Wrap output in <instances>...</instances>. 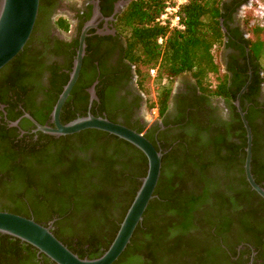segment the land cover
<instances>
[{
	"label": "trees",
	"instance_id": "1",
	"mask_svg": "<svg viewBox=\"0 0 264 264\" xmlns=\"http://www.w3.org/2000/svg\"><path fill=\"white\" fill-rule=\"evenodd\" d=\"M168 1L133 0L117 22L126 41L125 58L135 67L138 85L145 93L149 72L156 71L150 110L162 118L175 80L188 73L200 93L225 99L232 121L207 126L190 139L176 137L159 149L141 126L123 118L126 127L143 133L164 155L154 198L114 264L198 263L225 254L224 248L238 247L254 248L263 259L264 200L245 179L246 132L234 103L251 71L241 107L253 137L251 173L264 188L259 155L264 143L251 122L254 105L246 103L248 94L264 89V28L252 25L247 39L240 36L244 67L240 71L230 68L241 80L230 85L215 53L223 47L233 13L248 0H189L179 12L183 30L156 23ZM44 2L40 0L39 12ZM68 29L66 24L64 31ZM25 49L0 70V78L21 60ZM4 86L14 88L10 81ZM13 96L20 110L42 124L45 112L38 110L40 106L29 93ZM58 96L41 105L46 112L53 110ZM70 97L60 115L62 124L86 116L81 102L73 108ZM8 101L1 98L0 104ZM98 112L93 115L105 117L104 113L115 122L108 108ZM5 134L0 132V183L6 180L12 186L0 187V208L43 226L55 220L53 235L72 253L81 259L99 257L113 241L146 175V156L133 145L97 130L58 139L38 133L37 140L29 136L11 139L12 135ZM24 246L33 248L0 235V248L18 253ZM203 248H208L206 255L201 253Z\"/></svg>",
	"mask_w": 264,
	"mask_h": 264
},
{
	"label": "flooded vegetation",
	"instance_id": "2",
	"mask_svg": "<svg viewBox=\"0 0 264 264\" xmlns=\"http://www.w3.org/2000/svg\"><path fill=\"white\" fill-rule=\"evenodd\" d=\"M132 1L45 0L21 60L4 70L0 78V99L9 100L0 104V132L6 133L5 137L12 135L11 139H24L29 136L37 140L38 133H42L35 131L36 126L24 117L28 113L20 110L16 96H13L21 95L24 91L40 106L38 110L45 112L42 124L36 122L53 126V110L46 112L43 104L60 95L59 91L67 84L79 49L82 30L89 22H93V26L86 33L81 70L64 105L72 96L71 106L74 108L75 104L81 102V108L86 115L88 112L92 115L93 112L99 114L98 110L106 107L116 117V123L126 126L123 123V118H126L130 125L141 126L144 133H148L150 139L155 140L159 149L176 137L190 139L207 126L219 127L232 121L231 109L225 99L200 93L188 73L175 80L165 115L158 118L157 114V118L150 121L151 117H147L152 112L149 108L150 101L138 85L135 67L125 58L126 41L117 24L119 16ZM230 1L232 0H227V3ZM241 6L232 15L229 32L220 52L222 71L228 75L230 85L240 80L235 78L230 68L240 71L244 67L240 38L247 39V29L237 16ZM66 24L68 31H64ZM251 79L252 73L250 81ZM9 81L14 88L4 86ZM93 86L96 100L90 103V89ZM74 91L75 95L72 93ZM247 102V105H254L255 110L250 114L251 122L264 143V89L248 94ZM80 113L77 112L76 115ZM102 115L108 117L104 113ZM15 122L17 125L13 126ZM259 155L264 169V146ZM7 186H12L10 181L0 183V187ZM0 211L9 212L8 209L1 208ZM74 241L78 242L79 239L75 238ZM88 249L85 245L84 250ZM224 249L225 254L221 256L216 255L212 259L188 264H264V258H258L254 248ZM20 250L12 253L8 248H0V264H55L35 248L24 246ZM102 250L99 248V251ZM207 250L208 248H203L201 253L206 255ZM248 250L251 252L248 253Z\"/></svg>",
	"mask_w": 264,
	"mask_h": 264
},
{
	"label": "water",
	"instance_id": "3",
	"mask_svg": "<svg viewBox=\"0 0 264 264\" xmlns=\"http://www.w3.org/2000/svg\"><path fill=\"white\" fill-rule=\"evenodd\" d=\"M39 5L40 0H0V70L12 61L26 45L37 19ZM92 24L93 22H89L82 30L72 72L51 114L53 126L40 125L28 114H25L24 117L36 126L35 131L57 138L75 135L87 130H97L115 136L140 150L147 158L148 168L113 241L108 249L97 258L81 259L72 253L53 235L52 226L54 221L50 222L48 226H43L33 219L0 211L1 235L10 236L32 246L55 264H114L126 250L136 228L143 221V215L150 201L154 198L162 168L164 154L161 150H157L143 133H138L124 125L112 122L106 117L94 116L90 112L86 116L78 117L66 124L60 122L62 107L69 97L81 70L85 54L86 33L93 26ZM223 30L225 31V29ZM250 77L251 71L249 72V81L238 93L234 105L246 132L245 179L250 188L264 200V188L255 182L251 173L253 137L245 112L241 107V96L250 83ZM90 94V103H92L93 100H96L94 86L90 89ZM16 125L17 122L13 124V126Z\"/></svg>",
	"mask_w": 264,
	"mask_h": 264
},
{
	"label": "rangeland",
	"instance_id": "4",
	"mask_svg": "<svg viewBox=\"0 0 264 264\" xmlns=\"http://www.w3.org/2000/svg\"><path fill=\"white\" fill-rule=\"evenodd\" d=\"M263 4L259 2V0H248L246 3H244L241 8L238 10V18L242 21V24H245L246 27H249L251 24H256L255 26H258L261 28V25L264 26V7ZM220 52L221 49L217 50L215 53L216 61L220 62ZM220 65V64H219ZM222 68V67H220ZM149 78L146 80L144 86L146 95L148 96L149 101L154 100L155 96V83H154V75H151L149 72ZM213 83L214 80H212ZM147 117H151L152 120L157 118V111L153 110L150 114V116L147 115Z\"/></svg>",
	"mask_w": 264,
	"mask_h": 264
},
{
	"label": "built area",
	"instance_id": "5",
	"mask_svg": "<svg viewBox=\"0 0 264 264\" xmlns=\"http://www.w3.org/2000/svg\"><path fill=\"white\" fill-rule=\"evenodd\" d=\"M188 1L189 0H170L168 1L163 11L156 18V23L168 29L183 30L184 26L181 23L179 12H180L181 6L186 4ZM262 6L264 7V4ZM252 25H256V24L253 23L249 26H252ZM261 27L264 28L263 25H261ZM161 41L162 40H160V42ZM155 72L156 71L153 69L150 71V74L154 75Z\"/></svg>",
	"mask_w": 264,
	"mask_h": 264
},
{
	"label": "crops",
	"instance_id": "6",
	"mask_svg": "<svg viewBox=\"0 0 264 264\" xmlns=\"http://www.w3.org/2000/svg\"><path fill=\"white\" fill-rule=\"evenodd\" d=\"M248 28H249V27H246V29H247V38L250 36V34H249V32H248ZM219 64H220V67H222L221 62H219ZM220 72H221V74L223 75L222 68H220Z\"/></svg>",
	"mask_w": 264,
	"mask_h": 264
}]
</instances>
